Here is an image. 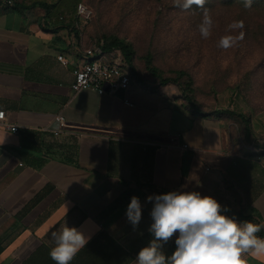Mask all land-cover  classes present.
I'll return each instance as SVG.
<instances>
[{"label":"crops","instance_id":"1","mask_svg":"<svg viewBox=\"0 0 264 264\" xmlns=\"http://www.w3.org/2000/svg\"><path fill=\"white\" fill-rule=\"evenodd\" d=\"M35 1L55 0H14ZM54 13L43 19L42 6L0 3V264H55L51 233L65 223L91 237L71 264H135L153 239L147 197L170 191L211 196L237 222L264 223V111L241 98L191 106L174 83L136 64L144 82L129 72L125 91H74L73 64L90 45ZM133 196L142 206L135 229L126 217ZM242 259L264 264V256Z\"/></svg>","mask_w":264,"mask_h":264},{"label":"rangeland","instance_id":"2","mask_svg":"<svg viewBox=\"0 0 264 264\" xmlns=\"http://www.w3.org/2000/svg\"><path fill=\"white\" fill-rule=\"evenodd\" d=\"M80 2L92 10L88 23L82 29L75 27L85 43L91 45L109 35L124 38L135 51L134 63L140 71L146 72L143 56L150 52L163 76L180 75L181 82L192 80L197 103L225 107L231 105L228 100L241 98L253 112L264 111L263 7L255 4L245 8L244 0H207L204 8L193 5L189 10L177 7L174 0ZM205 9L213 19L208 39L198 31ZM62 12L56 10L54 16ZM234 22H242L243 27L230 29ZM226 36L238 42L222 49L218 44Z\"/></svg>","mask_w":264,"mask_h":264},{"label":"clouds","instance_id":"3","mask_svg":"<svg viewBox=\"0 0 264 264\" xmlns=\"http://www.w3.org/2000/svg\"><path fill=\"white\" fill-rule=\"evenodd\" d=\"M182 10L193 5L204 8L207 0H174ZM252 0H245L244 7L250 8ZM242 22H234L230 29L242 28ZM213 19L204 10L198 31L203 39L212 34ZM232 36L222 37L218 47L228 49L237 43ZM153 206L150 212L152 223L148 231L153 239L140 249L135 264H246V255L264 256V238L257 233L264 223L237 222L222 214L226 208L211 196H202L196 191H170L147 197ZM126 217L135 229L142 218V206L138 197H131ZM175 250L166 256L163 246L177 234ZM90 236L77 227L66 223L51 233L54 246L49 255L55 264H71L81 249L85 248Z\"/></svg>","mask_w":264,"mask_h":264},{"label":"built area","instance_id":"4","mask_svg":"<svg viewBox=\"0 0 264 264\" xmlns=\"http://www.w3.org/2000/svg\"><path fill=\"white\" fill-rule=\"evenodd\" d=\"M14 0H0L4 5H12ZM66 14H60L59 20H65ZM77 29H82L92 17V10L85 4L79 3L75 12ZM81 34V33H80ZM57 59L63 64H68L69 60L60 53ZM73 81L71 87L74 91H80L89 88L99 94L114 95L119 90L125 91L130 83L129 65L125 61L123 54L119 49L105 51L103 49V40H99L90 46L84 48L80 60L73 64ZM126 104H131L128 98L124 97ZM6 118V111L0 109V122ZM65 124V118L57 115L54 119V125L50 127L54 132H58ZM13 131H17L18 126H11ZM186 148L187 145L185 144Z\"/></svg>","mask_w":264,"mask_h":264},{"label":"trees","instance_id":"5","mask_svg":"<svg viewBox=\"0 0 264 264\" xmlns=\"http://www.w3.org/2000/svg\"><path fill=\"white\" fill-rule=\"evenodd\" d=\"M79 3H81L80 0H55L52 3H48L45 1H35L29 5H26L23 3L15 4V2H13L12 5H7V6L16 7V5H17V6H21V7H28V6L32 7V6L39 5V6L44 7L46 10V15L43 19H46V18L49 19L52 15L53 10H55V11L60 10L62 12V10H65V9L66 10L75 9L74 12H76V8H77V5ZM255 4L259 5L260 8L261 7L264 8V0H252V5H255ZM261 13H262V16L264 17V13L263 12H261ZM61 14L68 15V17L65 20H62V22L67 23L68 26H71L72 29L75 31L76 36H78L76 28H75V23H76L75 13L71 14L68 12L67 13L62 12ZM41 24H42V20H41ZM43 26H44V24H43ZM262 28L263 27L260 25L261 30H262ZM262 32H264V30ZM101 40H103V49L105 51H110L113 49H119L121 51V53L123 54L125 61L129 65V72L130 73L132 72L133 76L137 77L141 82H144L143 79L138 76V72H137L136 67L134 65L135 64L134 63L135 51H134L132 45L128 41H126L124 38H120L116 35L102 36ZM143 57H144L143 59L145 62V70L148 73H150L154 78L158 79L159 82L162 84L174 83L175 85H177V87L181 91L183 97L186 99L187 103L190 104L191 106L196 107V98L194 96V90L192 88V80L191 79L187 78V80L185 82H181L180 81V75L175 76V77H171V76L165 77V76H163L161 69H159L153 63V56L150 52H147V54H145ZM180 73L184 74V72H180ZM218 111L220 113H228L231 115H238L242 119L246 120V116L244 114H242L240 112H235L234 110L220 109Z\"/></svg>","mask_w":264,"mask_h":264}]
</instances>
